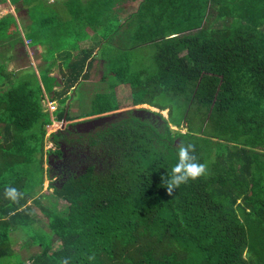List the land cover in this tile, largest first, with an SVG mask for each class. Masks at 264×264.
<instances>
[{"label":"trees","instance_id":"1","mask_svg":"<svg viewBox=\"0 0 264 264\" xmlns=\"http://www.w3.org/2000/svg\"><path fill=\"white\" fill-rule=\"evenodd\" d=\"M21 2L28 22L0 16V54L13 62L17 47L51 41L54 59L70 42L53 39L51 7L0 6ZM65 3L101 47L74 43L44 70L0 71V264H264V0ZM97 57L109 86L92 115L116 116L82 132L69 128L81 117L70 106ZM142 103L168 117L131 108ZM55 120L65 124L46 149ZM188 144L205 173L170 194L162 177ZM17 243L39 250L26 260Z\"/></svg>","mask_w":264,"mask_h":264},{"label":"rangeland","instance_id":"2","mask_svg":"<svg viewBox=\"0 0 264 264\" xmlns=\"http://www.w3.org/2000/svg\"><path fill=\"white\" fill-rule=\"evenodd\" d=\"M9 1L11 2V0H9ZM132 5H133L132 7L134 9H136L137 5H138V2L136 1L135 3H132ZM50 7L52 9L53 5L51 4ZM4 8H6V7L4 6V7L0 8V16H2L3 14L7 13L8 9L6 10ZM18 38L19 37H17V39ZM26 42H29V41L27 40ZM145 48H147L146 55L149 56V59L151 60L152 56H153V51H155V48L154 47H150L149 45L146 46ZM25 49L22 46H20V47H17L15 50H12V52L17 55V57L14 59L15 61H13V62H11V60L9 61V59L6 58L8 56H5V57L3 56L2 57V55L0 54L1 57H2V60H1V57H0V60H1V63H3L2 66L0 67V71L6 69L7 71L9 70L11 72H14V71L18 70V71H22V73H25V71H27V70L31 71L35 67L40 70V68H45L46 66H48L49 62H48V59H47V52L44 50L45 48L40 49V51L38 53H35L34 49L30 48L28 46H25ZM40 57H43V58L40 59ZM42 60H43V63H40ZM38 63H40V64H38ZM31 65H33V66H31ZM103 73L104 72H101V70H99V72H97L96 75H94L93 77L90 78V79L95 78L94 80H85L81 84H79V86L77 87L75 100L70 106L71 107V112H72L71 115H73V116H81V117L76 118L73 121H70L72 126L75 127L74 124H76L78 122L87 121V120H90L92 118L101 116V115H98V114L97 115H92L93 110H92V106H91V100L94 97L96 91L104 92L107 89V87L109 86L106 82L101 81V80L98 79ZM2 87H3V85L1 84L0 88H2ZM5 87L6 86H4V88ZM48 96L50 98V100L48 101V104L53 102V104L56 107H58V102L51 99L52 98V94H49ZM133 107L136 108V109H139V110H148V111L161 112L164 116L168 117V110L167 109L166 110H160L159 108L153 107V106H151L149 104H146V103H142V104L131 106V108H133ZM126 109L127 108H123V109L118 110L117 112H120V111H123V110H126ZM139 112L141 113V111H139ZM111 113H115V112H111ZM111 113H109V114H111ZM102 115H105V114H102ZM64 124H65V120L64 121L63 120L62 121H57V120L54 121L53 125L51 126V128L49 129V131L47 133L48 139H47V142H46V149H50V148H54L55 147L54 143L49 139L50 134L52 132L57 131ZM173 127L177 129V126H173ZM49 163H50V160L47 159V157H46L45 166L48 167ZM49 181H50L49 179L45 180L44 186H43V189H42V193H45V194L49 195L48 199H43L45 204H50V200H49L50 198H51V200L53 202L56 201V197L52 196L53 188L49 187ZM19 234H20V232H19ZM55 243H56V245L59 244V242L57 240L56 241L54 240V244ZM19 245H20V243H17L15 245V249L18 252H20L26 260H27V257L31 253L39 250V247H33V248H30V249L19 248ZM27 264H28V261H27Z\"/></svg>","mask_w":264,"mask_h":264},{"label":"crops","instance_id":"3","mask_svg":"<svg viewBox=\"0 0 264 264\" xmlns=\"http://www.w3.org/2000/svg\"><path fill=\"white\" fill-rule=\"evenodd\" d=\"M46 2H47L46 4H48L49 6L51 4L53 5V8H52L53 22L52 23L54 26L51 29L53 39L56 41H61V42L63 41V42H70V43L68 45L62 47L61 49L57 50L56 56L54 59H53V57L51 59L48 58V51L47 50L49 48L53 47V44L51 41H49L48 43H44V45H40V46H38V45L32 46V47L28 46L30 48H33L35 53H38L40 51V49L45 48L44 50L47 52V59H48L49 63L54 61L55 59L57 60V62L61 63L60 60L62 58L71 56V55L66 54V53L68 50L71 49V45L74 43H78L79 47H81V48L84 46H89V44L93 43V42H94L96 50L101 47V41H102L101 36L98 33H96L95 29L90 24L89 25L86 24L81 19H75L72 15L70 9H69V6L66 5L67 3H65V0H46ZM21 6H22V2L18 3V5L11 4L9 7L5 6L6 8H4V9H6V10L8 9L7 13H16L17 15L18 14L20 15L21 13L18 12L17 8L21 7ZM1 7H4V6L1 5L0 8ZM24 12H25V10H23L22 15H20V18H22L21 21L26 20L28 22L29 19L27 18V16H25ZM3 15H5V14H3ZM61 46H63V45H61ZM41 58H43V57H40V59ZM104 62H105L104 59L100 60V57H97V59L95 60V62L93 64V67L91 69L92 74H91L90 78L93 77L94 75H96L97 72H99V70H101V72H105L107 70ZM40 63H43V60ZM40 63H38V64H40ZM49 63H48V65H49ZM46 68H47V66L45 68H40V69L44 70ZM52 73L57 74V75L59 74L58 68L56 66L53 68ZM100 77H102V75ZM90 78L87 80H94L95 79V78H93V79H90Z\"/></svg>","mask_w":264,"mask_h":264},{"label":"clouds","instance_id":"4","mask_svg":"<svg viewBox=\"0 0 264 264\" xmlns=\"http://www.w3.org/2000/svg\"><path fill=\"white\" fill-rule=\"evenodd\" d=\"M193 145L180 146L178 149V159L171 168V172L162 177V183L171 194L178 189L180 185L187 183L190 179L194 180L205 173V165L197 162L192 155ZM5 195L15 200L18 193L13 187L6 189ZM63 264H68L65 259Z\"/></svg>","mask_w":264,"mask_h":264},{"label":"water","instance_id":"5","mask_svg":"<svg viewBox=\"0 0 264 264\" xmlns=\"http://www.w3.org/2000/svg\"><path fill=\"white\" fill-rule=\"evenodd\" d=\"M135 111L136 112H139V111H145V110H139V109H136L135 108ZM147 112H151V111H148L146 110ZM116 116V114H105V115H101V116H98V117H95V118H92L90 120H87V121H83V122H78L75 125L76 129H78L79 131H90V130H93L95 129L96 127L98 126H101L103 125L105 122L109 121V120H112L114 119ZM73 127L72 125H69V128Z\"/></svg>","mask_w":264,"mask_h":264},{"label":"built area","instance_id":"6","mask_svg":"<svg viewBox=\"0 0 264 264\" xmlns=\"http://www.w3.org/2000/svg\"><path fill=\"white\" fill-rule=\"evenodd\" d=\"M48 105H49V107H50V110H56V108H57V107L53 104V102L49 103Z\"/></svg>","mask_w":264,"mask_h":264},{"label":"flooded vegetation","instance_id":"7","mask_svg":"<svg viewBox=\"0 0 264 264\" xmlns=\"http://www.w3.org/2000/svg\"><path fill=\"white\" fill-rule=\"evenodd\" d=\"M139 114H142V115H144L145 114V112L144 111H142L141 113L140 112H138ZM72 129H74V127H72ZM83 132V131H82ZM86 132V131H85Z\"/></svg>","mask_w":264,"mask_h":264}]
</instances>
